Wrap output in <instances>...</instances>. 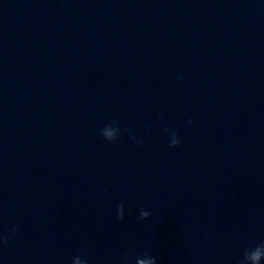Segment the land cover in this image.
I'll return each instance as SVG.
<instances>
[{
	"label": "water",
	"instance_id": "1",
	"mask_svg": "<svg viewBox=\"0 0 264 264\" xmlns=\"http://www.w3.org/2000/svg\"><path fill=\"white\" fill-rule=\"evenodd\" d=\"M262 244L264 0H0V264Z\"/></svg>",
	"mask_w": 264,
	"mask_h": 264
},
{
	"label": "clouds",
	"instance_id": "2",
	"mask_svg": "<svg viewBox=\"0 0 264 264\" xmlns=\"http://www.w3.org/2000/svg\"><path fill=\"white\" fill-rule=\"evenodd\" d=\"M181 79H183V77H181ZM189 122L191 123V121H189ZM112 124L117 125V129L121 132L120 128L118 127L117 121H113ZM102 135L104 138H107V140H109V141L114 142L116 140V139H113V132L108 130V126H106L103 129ZM180 143H181V141H180V139H178V134L176 132H173L169 147H177L180 145ZM149 215H150V213L148 211L141 210L140 218L141 219H147L149 217ZM124 218H125V210H124L123 204H121L118 206L117 219L123 220ZM18 231L19 230L17 228H13L11 230V238H14L18 234ZM9 239H10V237L5 236L2 238V242L4 244H7ZM262 255H264V244L256 247L254 250L250 249V250L246 251L244 259L246 262L248 260H251L253 262V264H259V260H260ZM145 256L150 258L148 264H157V259L155 257L148 256L147 254H145ZM75 259L77 260V264H79V256H77ZM124 259H125V261L129 260V257L127 254H125ZM137 260H139V257L136 258V262H137ZM84 264H88L86 259L84 261ZM140 264H143V261H141ZM242 264H243V262H242Z\"/></svg>",
	"mask_w": 264,
	"mask_h": 264
}]
</instances>
